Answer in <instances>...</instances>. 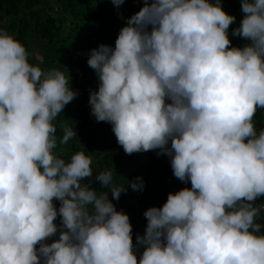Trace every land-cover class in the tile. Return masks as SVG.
Masks as SVG:
<instances>
[{
	"label": "clouds",
	"instance_id": "obj_1",
	"mask_svg": "<svg viewBox=\"0 0 264 264\" xmlns=\"http://www.w3.org/2000/svg\"><path fill=\"white\" fill-rule=\"evenodd\" d=\"M241 10L232 34L251 41L243 48L229 47L235 17L220 0H144L114 48L91 50L96 120L112 124L126 154L159 149L174 176L191 182L144 212L139 261L127 214L81 183L92 175L90 156L54 154L53 120L76 95L69 77L29 63L25 46L0 28V264H264L255 222L264 207L255 205L264 196V129L253 123L264 108V0H241ZM73 136L66 129L60 143ZM96 180L110 185L111 171ZM122 191L113 187L112 198ZM58 214L67 231L44 244Z\"/></svg>",
	"mask_w": 264,
	"mask_h": 264
},
{
	"label": "trees",
	"instance_id": "obj_2",
	"mask_svg": "<svg viewBox=\"0 0 264 264\" xmlns=\"http://www.w3.org/2000/svg\"><path fill=\"white\" fill-rule=\"evenodd\" d=\"M148 2L151 3V0ZM220 3L233 11L241 10V0H220ZM143 6L144 0H124L119 6L114 5L112 0H0V28L13 35L26 50L29 42L38 38V51L29 53V63L44 72L60 70L69 77V88L76 95L53 120L57 140L54 154L66 162L80 151L90 156L92 175L81 183L95 190L97 195L108 194L115 209L127 214L131 224L133 252L138 261L145 247L136 240L137 236L143 237L145 234L147 218L144 212L151 207H162L169 193L191 188V182L187 180L182 181L184 185L179 184L181 180L173 174L171 157L160 153L159 149L126 154L117 142L112 124L96 120L89 97L91 92L98 91L100 81L87 61L91 50L101 44L114 48L121 28ZM148 31H151V25ZM246 44V41L240 40L229 47L243 48ZM166 103L170 101L166 100ZM262 122L264 108H257L253 117L257 133L260 131L258 125ZM66 129L74 130L76 136L62 144L60 141ZM132 162L133 172L128 177L123 176ZM104 171L112 173L108 186L96 180ZM141 181L142 190L131 187V183ZM113 187L124 188L118 200L112 198ZM53 205L58 210L60 201L54 199ZM255 205L264 206V196L258 197ZM88 208L91 211L92 206ZM255 222L262 225L259 234L264 235V207ZM54 224L61 228L43 243L51 244L59 239L61 230L67 231L59 214ZM35 247L38 249L40 244Z\"/></svg>",
	"mask_w": 264,
	"mask_h": 264
},
{
	"label": "rangeland",
	"instance_id": "obj_3",
	"mask_svg": "<svg viewBox=\"0 0 264 264\" xmlns=\"http://www.w3.org/2000/svg\"><path fill=\"white\" fill-rule=\"evenodd\" d=\"M209 2H210V3H215L216 0H209ZM220 6L222 7V10H223L225 13H227V14L232 15V16L235 17V21H234V23H232V24L229 26V29L227 30L228 38H229V40H230V42H231L230 45H234V44H236V43H239L240 40H242V41H246L247 44H250L251 41L245 40L243 37H240V36H234V35L232 34V32H233L234 29L239 28V26H240V22H241V20H242V19L244 18V16H245V14L242 12V10H240V11H233V10H230V9H228L227 7H225V5L222 4V3H220ZM39 44H40V43L38 42V38H34V39H32V40L29 42L27 52H28V53H31V52H37V51H38V50H37V47L39 46ZM258 128H259V130L264 129V122H262L261 124H259V125H258ZM133 169H134V163L132 162V163H130V165L128 166V170L124 172L125 174H124L123 176L128 177V176H129V173H132V172H133ZM179 184L182 186V184H183L182 181H181ZM58 228H61V227L59 226V227H57V229H58ZM44 244H46V242H45Z\"/></svg>",
	"mask_w": 264,
	"mask_h": 264
},
{
	"label": "built area",
	"instance_id": "obj_4",
	"mask_svg": "<svg viewBox=\"0 0 264 264\" xmlns=\"http://www.w3.org/2000/svg\"><path fill=\"white\" fill-rule=\"evenodd\" d=\"M182 185H184V184H182Z\"/></svg>",
	"mask_w": 264,
	"mask_h": 264
}]
</instances>
